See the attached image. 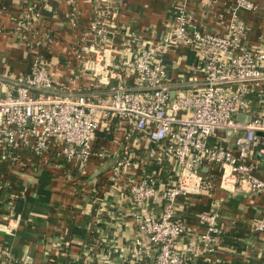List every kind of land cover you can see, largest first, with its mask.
<instances>
[{"label": "built area", "instance_id": "2783aa9c", "mask_svg": "<svg viewBox=\"0 0 264 264\" xmlns=\"http://www.w3.org/2000/svg\"><path fill=\"white\" fill-rule=\"evenodd\" d=\"M52 1L26 3L13 30L18 45L52 43V33L38 26L42 13L52 12ZM91 1L92 21L70 46L69 54L77 62L71 86L57 82L40 55L29 72L0 78V160L30 169L40 163L72 165L82 172L92 152L97 114L104 126L115 119L125 125L123 149L133 141L149 142L145 157L130 151L118 155L112 167L115 176H126L134 161L142 159L156 166L129 178L128 216L139 234L119 256V264H191L198 255L218 251L221 201L215 200L209 212L198 216L200 227L195 229L178 216L179 198L202 196L216 187L226 196L242 192L264 197V178L255 164L256 153L264 155V115L252 108L249 98L264 83V36L248 44V26L238 15L241 9L259 10L264 21V0L260 5L234 0L223 32L191 24L184 6L176 4L170 25L156 39L114 28L125 39L120 47L109 31L114 7ZM78 21L72 5L71 30ZM180 47L194 52L195 61L185 72L196 78L172 81L165 58ZM237 113L250 120L234 118ZM220 130L233 137L225 143L220 137L211 142ZM8 215L9 229L10 212L0 218L7 220ZM250 226L264 234V217ZM105 240L96 231L88 250L103 249ZM0 250L5 254L8 247ZM107 251L97 258L109 261Z\"/></svg>", "mask_w": 264, "mask_h": 264}, {"label": "crops", "instance_id": "0c3cea01", "mask_svg": "<svg viewBox=\"0 0 264 264\" xmlns=\"http://www.w3.org/2000/svg\"><path fill=\"white\" fill-rule=\"evenodd\" d=\"M102 1L115 10L109 31L117 47L125 39L123 35L115 34L114 28L118 27L123 33H146L145 36L156 39L170 25L176 4L184 6L191 24L223 32L231 19L228 10L234 3V0ZM252 1L257 5L263 2ZM28 2L0 0V78L29 72L34 57L40 55L41 59L47 60L55 80L71 86L72 71L77 68V62L69 54L70 46L92 21L95 4L91 0H53L52 12L44 11L38 25L52 33V43L48 47H36L18 45L13 31ZM72 5L79 14L75 30L68 24ZM238 15L248 26L247 43H259L264 36L260 11L241 9ZM165 60L170 80L192 77L185 72V68L195 61L194 52L189 48L170 50ZM249 98L252 108L256 112L262 110L264 115V83L256 86ZM96 118L99 121L92 139V152L82 172L77 173L72 165L59 168L40 163L30 169L10 166L0 160V216L10 212L13 218L10 219L13 227L9 229V215L7 220L0 218V247H8L5 254L0 250V264H49L50 259L54 264H119V256L131 248L139 232L128 216L126 190L129 178H137L144 171L149 173L156 166L142 159L134 161L126 176H115L112 171L114 159L126 151L145 157L149 142L133 141L125 150L122 148L125 125L119 126L113 119L104 126L100 114ZM218 137L225 143L233 135L227 136V132L220 130L211 142ZM255 164L258 175L264 178L263 154L256 153ZM67 172L71 174L70 178L65 176ZM217 199L221 201L218 251L212 255H198L191 264H264V234L253 231L250 226L264 217L263 196L242 192L226 196L216 187L202 196L179 198L181 208L177 214L189 228L198 229V216L209 212ZM98 230L105 236L106 245L103 249L88 250L93 246ZM107 248L109 261L99 260Z\"/></svg>", "mask_w": 264, "mask_h": 264}, {"label": "water", "instance_id": "95a60500", "mask_svg": "<svg viewBox=\"0 0 264 264\" xmlns=\"http://www.w3.org/2000/svg\"><path fill=\"white\" fill-rule=\"evenodd\" d=\"M234 118L244 122V121H249L250 120V116L247 114H243V113H237L234 115ZM207 170V168H203V172H205Z\"/></svg>", "mask_w": 264, "mask_h": 264}]
</instances>
